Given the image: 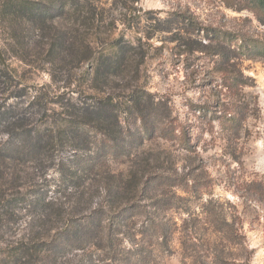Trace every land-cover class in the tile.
<instances>
[{"label":"rangeland","instance_id":"obj_1","mask_svg":"<svg viewBox=\"0 0 264 264\" xmlns=\"http://www.w3.org/2000/svg\"><path fill=\"white\" fill-rule=\"evenodd\" d=\"M63 1L0 0V48L6 60H0V264H183L182 218L187 212L198 215L203 231H214L207 210H223L230 220L237 214L252 251L249 264H264V57L235 59L232 48L207 35L212 28L264 40V14L246 0H228L232 5L226 0H86L87 7L61 15ZM39 9L45 12L37 14ZM94 15L95 21H83ZM117 44L135 47L132 61L97 75V66L117 51ZM234 72L251 85L229 90L226 77ZM109 95L123 106L142 96L145 110L153 100L147 111L151 126L161 127L165 120L188 134L192 144L188 152L154 130L152 139L137 137L132 144L145 155L170 152L174 162L165 167L200 185L197 191L176 188L181 207L161 209L178 225L169 251L147 247L148 262L122 260L113 249L117 255L110 258L108 248L86 243L51 249L70 218H57L56 205L43 210L42 204L55 200L70 213L79 200L62 183L61 170L69 179L75 156L66 120L78 104ZM238 97L248 109L231 130L224 111L229 102L239 103ZM30 135L44 142L37 154L25 152ZM18 143L20 152H15ZM124 159L106 157L98 176L125 172ZM36 198L43 201L31 205ZM108 198L107 192L100 194L104 208H110ZM85 211L71 220L83 223Z\"/></svg>","mask_w":264,"mask_h":264},{"label":"trees","instance_id":"obj_2","mask_svg":"<svg viewBox=\"0 0 264 264\" xmlns=\"http://www.w3.org/2000/svg\"><path fill=\"white\" fill-rule=\"evenodd\" d=\"M85 1L66 0L60 3L58 8L62 15L66 9L69 12L72 8L79 10L83 5L87 7ZM246 3L251 9L264 14V0H246ZM228 5L232 4L228 2ZM54 8H47L45 11L49 12ZM45 11L39 9L37 14L41 15ZM95 17L86 16L83 21L85 23L90 19L95 21ZM207 30L211 40L223 43L229 49L232 48L230 50L235 59L264 57V40L261 38L212 28ZM116 47L117 51L110 53L109 57L107 56L106 60L97 66L95 70L97 75L106 74L115 68L122 69L132 61L134 53L131 54V50L135 49L133 45L117 44ZM216 53L221 58L226 56L223 52ZM226 80L227 88L234 92L235 90L241 92L246 85H251L240 72L228 75ZM116 99V96L109 95L97 98L91 103L78 104L73 116L66 120L67 128L70 130L68 141L74 146L75 156L70 161L74 166L69 168V179L65 178L66 170H61L64 180L62 183H68L65 190L70 188L72 195L79 200L72 203L70 213H65L63 210L65 206L51 199L44 201L42 207L43 210H47L56 205L57 218L67 216L70 218L62 231V237L55 238L51 249H60L66 245L78 248L86 243L98 249L108 248L110 258L120 253L122 260L135 257L138 261L148 262L152 252L148 251L147 247L157 246L158 250L169 251L170 241L178 225L175 219L160 214L161 209L181 207L179 204L183 198L176 188L181 187L183 191H189L191 188L197 191L200 185L196 179L191 180L186 174L180 175L177 170L171 168V165L168 169L175 172L169 173L165 163L174 162L170 152H167L166 157L153 151L145 155L142 150L133 151L132 144L137 137L143 140L152 139L150 135L153 130L161 133L160 137L163 139L178 141L188 152L193 151L192 144L188 134L170 127L164 119L163 126L157 128L151 126L148 119L152 115L147 111L153 107V100L148 101L150 108L145 110L146 106L143 105L147 101H143L142 96L131 98L126 106ZM238 100L239 103L229 102L224 111V117L230 121L231 130L237 129L241 112L248 109L246 102H242L240 97ZM125 113L129 114V118L124 116ZM200 113L205 112L202 110ZM138 122L140 125H137ZM29 138L31 139L29 144L33 145V149L26 145L25 152L30 155L37 154V151L44 147V142L40 137L30 135ZM18 145L21 146L19 143L16 144L15 152H20ZM106 157L125 158L129 168L125 172H106L105 175L98 176L100 164ZM103 191L109 194L110 208H104L101 204L103 201L100 200V194ZM169 192H172V195H168ZM42 201L40 198L29 200L31 205ZM81 205H86L87 212L84 208L81 209ZM81 210L85 211L84 214L88 213L86 220L83 223L71 220L76 218ZM187 213L180 224L183 264H231L239 260L249 264L252 251L245 244L246 236L237 214L230 220L223 210L205 211L209 220L211 219L210 222L215 225L214 231L205 232L199 216ZM230 245L241 247L233 250L230 249ZM112 249L116 250L117 254Z\"/></svg>","mask_w":264,"mask_h":264},{"label":"water","instance_id":"obj_3","mask_svg":"<svg viewBox=\"0 0 264 264\" xmlns=\"http://www.w3.org/2000/svg\"><path fill=\"white\" fill-rule=\"evenodd\" d=\"M0 60L5 64L6 60H5V55L3 50L0 48Z\"/></svg>","mask_w":264,"mask_h":264}]
</instances>
